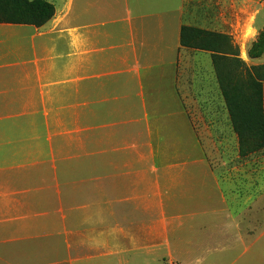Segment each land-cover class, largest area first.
<instances>
[{
  "label": "crops",
  "instance_id": "obj_1",
  "mask_svg": "<svg viewBox=\"0 0 264 264\" xmlns=\"http://www.w3.org/2000/svg\"><path fill=\"white\" fill-rule=\"evenodd\" d=\"M49 1L42 26L0 23V264H189L209 245L264 264V229L229 226L224 249L204 227L223 198L180 43L193 0Z\"/></svg>",
  "mask_w": 264,
  "mask_h": 264
},
{
  "label": "rangeland",
  "instance_id": "obj_2",
  "mask_svg": "<svg viewBox=\"0 0 264 264\" xmlns=\"http://www.w3.org/2000/svg\"><path fill=\"white\" fill-rule=\"evenodd\" d=\"M182 20L189 28V43L198 47L188 48L189 97L204 101L200 108L205 128L201 140L205 158L219 182L223 198L218 216L206 219L204 227L220 230L219 238L225 249L229 226L264 229V149L241 154L239 139L231 127L216 79L212 56L216 54L213 51L218 55L226 53L229 58L236 56L246 68L264 66V0H193ZM247 211L251 212L249 216L245 215ZM198 224L201 225L200 220ZM187 236L192 237V234L188 232ZM212 237L209 234V240ZM204 248L198 252L187 248L188 255L194 250L188 263L213 264L212 246ZM173 253L175 260L169 262L157 252L156 258L164 256L165 259L164 263L157 261V264H180L182 251L177 249ZM216 259L219 264H225L228 255H219Z\"/></svg>",
  "mask_w": 264,
  "mask_h": 264
},
{
  "label": "trees",
  "instance_id": "obj_3",
  "mask_svg": "<svg viewBox=\"0 0 264 264\" xmlns=\"http://www.w3.org/2000/svg\"><path fill=\"white\" fill-rule=\"evenodd\" d=\"M54 15L53 5L44 0H0V23L42 26ZM189 28L182 26L180 43L198 48L187 38ZM212 64L219 89L237 134L241 154L264 149V66L246 68L238 58L213 51Z\"/></svg>",
  "mask_w": 264,
  "mask_h": 264
}]
</instances>
